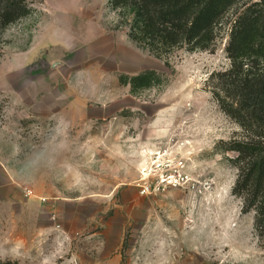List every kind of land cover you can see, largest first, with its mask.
<instances>
[{
  "label": "rangeland",
  "instance_id": "374dc122",
  "mask_svg": "<svg viewBox=\"0 0 264 264\" xmlns=\"http://www.w3.org/2000/svg\"><path fill=\"white\" fill-rule=\"evenodd\" d=\"M29 3L33 16L0 34V258L264 264L232 192L227 148L242 129L208 83L230 68L235 11L212 52L157 58L108 0Z\"/></svg>",
  "mask_w": 264,
  "mask_h": 264
},
{
  "label": "trees",
  "instance_id": "16d2710c",
  "mask_svg": "<svg viewBox=\"0 0 264 264\" xmlns=\"http://www.w3.org/2000/svg\"><path fill=\"white\" fill-rule=\"evenodd\" d=\"M108 4L119 12L129 39L157 58L179 50L212 52L221 25L235 11L226 47L230 68L213 73L208 83L222 112L242 129L243 138L227 148L236 155L230 163L238 172L232 192L241 200L243 213H254L255 232L264 238V0H108ZM34 12L29 0H0V34ZM154 76L149 73L143 80ZM0 264L19 263L0 258Z\"/></svg>",
  "mask_w": 264,
  "mask_h": 264
},
{
  "label": "built area",
  "instance_id": "2783aa9c",
  "mask_svg": "<svg viewBox=\"0 0 264 264\" xmlns=\"http://www.w3.org/2000/svg\"><path fill=\"white\" fill-rule=\"evenodd\" d=\"M162 182L167 184V187H177L178 180L174 177H170L168 179H162ZM151 191L150 186H144L142 189L143 194H148Z\"/></svg>",
  "mask_w": 264,
  "mask_h": 264
}]
</instances>
